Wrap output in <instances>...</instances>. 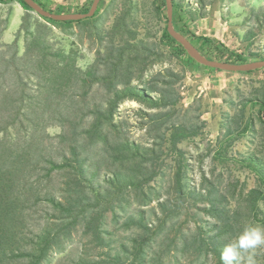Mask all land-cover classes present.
<instances>
[{
    "label": "trees",
    "instance_id": "1",
    "mask_svg": "<svg viewBox=\"0 0 264 264\" xmlns=\"http://www.w3.org/2000/svg\"><path fill=\"white\" fill-rule=\"evenodd\" d=\"M17 1L23 8L33 10L24 0ZM103 2L94 16L81 20L42 17L53 26L66 28L93 20ZM182 10L174 2L173 23L203 54L234 63L246 61L226 48L216 47L219 54L216 58L203 52L200 45L210 39L195 35L182 23ZM155 12L159 20L165 17L158 40L152 39L149 32L141 35L132 6L122 9L110 28L96 32L93 26L104 49L96 52L95 60L86 69L77 65L72 50H50L42 33L35 35L25 29L29 36L23 54H19L16 40L1 44L0 47L14 50L8 54L0 48V264H48L50 256L63 251L76 232L80 233L82 245H91L103 252L97 253L98 256L104 255L98 261L93 260L96 255L88 261L81 257L77 264H160L163 253L152 244L168 238L165 232L178 214L179 199L187 185L184 180L189 164L179 143L202 135L207 121L200 119L199 114L188 121L174 118L182 98L177 85L184 73L171 64L158 69L154 66L170 57L178 59L183 68L187 63L197 62L168 33L165 0L156 4ZM32 78L35 89L29 88ZM100 89L104 93L97 99ZM126 101L137 106L127 108L125 115L119 117L120 107ZM252 103L260 104L259 115L264 125V99ZM132 115L135 121L130 122ZM45 121L60 126L54 138L46 133ZM137 125L146 129L143 142L128 135ZM12 130L23 131L19 135L22 141L12 140ZM242 130V133L253 130L251 118ZM50 138L59 144L55 153L44 146ZM168 157L174 159V165L166 162ZM249 163L264 183V170L258 167V159L250 158ZM168 166H175L176 194L174 199L161 200V185L152 184L162 180ZM53 175L60 177L59 186L48 192ZM213 191V204H220L222 196L216 188ZM190 194L195 196L194 190ZM260 200L264 201L263 189L248 191L252 213L260 212ZM154 201L157 203L153 206ZM42 204H46L47 211L41 225L37 230L28 229L31 209ZM133 204L150 206L157 222L147 221L140 207L134 209L138 217L134 210L129 212ZM217 208H214L219 219L214 225L218 229L216 234L197 238L182 233L181 239L185 248L191 246L198 253H213L215 264H223L224 246L243 227L237 210ZM108 212L114 220L123 217L127 227L138 229L127 238L130 246L120 245L125 257L102 250L109 246V232L104 228ZM179 236L171 237L174 245ZM261 258L255 254L257 264H264Z\"/></svg>",
    "mask_w": 264,
    "mask_h": 264
},
{
    "label": "rangeland",
    "instance_id": "2",
    "mask_svg": "<svg viewBox=\"0 0 264 264\" xmlns=\"http://www.w3.org/2000/svg\"><path fill=\"white\" fill-rule=\"evenodd\" d=\"M157 1V2H156ZM183 9L181 15L183 22L197 36L208 37L210 41L200 45L201 50L212 57H218V51L226 48L236 54L242 55L245 62L264 59V0H173ZM47 10L57 13L79 12L90 7L92 0H39ZM161 0H104L101 6L107 7L105 14V29L111 27L116 16L123 9L134 8L135 19L138 29L143 36L149 32L152 39L160 37L162 27L165 25V17H160L155 12L156 4ZM93 20L78 24L73 23L70 27L53 26L34 10H27L21 6L17 0L8 3L0 2V46L1 44H12L17 41L19 54L25 52L28 40L27 31L35 35L42 33V37L49 45L50 50L63 49L73 51L76 55L77 65L86 69L96 58L98 50L103 51L104 44L97 39L93 29ZM103 28V29H104ZM213 40V41H212ZM2 51L10 54L13 47H0ZM218 60V59H217ZM220 60V59H219ZM179 71L186 70L177 62ZM155 69L159 65L154 66ZM184 69V70H183ZM236 75L227 79L223 88V102L205 104V109L209 114L202 115V101L199 90L186 79L177 85L183 99L179 101V110L174 118L180 121H188L195 115H200V119L206 120V127L203 134L191 139L183 140L179 143L185 151L186 163L189 169L186 170L187 184L182 197L179 199L180 208L177 216L169 222L166 230L168 238L157 243L153 247L159 253H163L160 264H215L213 253H198L195 247L185 248L181 239V234L195 235V237L216 234L218 229L214 227L219 223L214 208L225 206L231 210L239 212V222L242 227L249 224L264 225V201L260 200L258 206L260 212L254 214L249 209L247 201L248 191L252 188L264 190V183L260 176L252 169L249 163L250 158L258 159V167L264 170V125L261 123L259 103H252L255 100L264 99V67L252 72H228ZM226 75H230L227 74ZM33 79V80H32ZM30 79L29 88H34L35 79ZM191 86V90L188 87ZM103 90L97 92V99L103 96ZM188 99H184V98ZM191 100V101H190ZM200 105V109L198 108ZM133 101L124 102L121 107V117L129 107H136ZM197 109V110H196ZM253 121V130L242 133V129L248 119ZM239 120L234 123L233 120ZM195 122L198 120L193 119ZM130 122L135 121L132 115ZM44 129L51 137H55L60 132L57 122H44ZM16 131H10L13 141H22ZM146 129L140 125L133 126L129 131V137L138 142L146 140ZM43 138V137H41ZM44 146L50 153H55L57 147L55 139H46ZM167 163L174 165V159L168 157ZM166 174L162 180L152 185H161V200L173 198L176 194L173 186V176L176 173L175 166L165 167ZM32 179V178H31ZM171 180V181H170ZM183 181V182H184ZM60 177L53 175L51 183L48 184V192H53L59 186ZM217 189L222 196L219 204H213ZM194 190V195L190 191ZM156 201L152 205H156ZM141 208L145 211L147 221L155 220L150 206L131 205L129 212ZM157 208L158 215H161ZM47 211L46 204H42L30 211L28 226L30 230H37L42 223ZM215 215H214V214ZM134 215L138 214L134 210ZM157 219L155 220V223ZM104 228L109 232L107 239L109 246L102 249L111 255L119 253L123 257L121 244L131 245L128 237L134 235L138 229L135 226L127 227L124 218L114 220L112 213L108 212L105 219ZM176 238L175 245L171 242V237ZM80 233L76 232L68 241L65 249L54 252L50 256L48 264H77L79 258H86V261H98L104 255L101 250L91 248V245L80 243ZM172 243V244H171ZM155 245V246H154ZM103 253V252H100ZM255 254L261 258L264 254V247L256 249ZM90 257V258H89ZM264 260V257L261 258Z\"/></svg>",
    "mask_w": 264,
    "mask_h": 264
},
{
    "label": "water",
    "instance_id": "3",
    "mask_svg": "<svg viewBox=\"0 0 264 264\" xmlns=\"http://www.w3.org/2000/svg\"><path fill=\"white\" fill-rule=\"evenodd\" d=\"M35 12L40 16L52 18L59 21L81 20L94 16L99 7L101 0H92L87 12H69L57 13L44 8L36 0H24ZM167 31L168 33L182 45L186 53L197 63L229 72H249L264 67V59L249 62H228L207 57L192 43V41L181 31L177 30L173 23V0H165Z\"/></svg>",
    "mask_w": 264,
    "mask_h": 264
},
{
    "label": "crops",
    "instance_id": "4",
    "mask_svg": "<svg viewBox=\"0 0 264 264\" xmlns=\"http://www.w3.org/2000/svg\"><path fill=\"white\" fill-rule=\"evenodd\" d=\"M104 4V2H103ZM107 12V7L100 8L99 13L93 17V26L97 31L103 29L105 26V14ZM205 36V35H204ZM174 63V65L179 62L175 57H170L168 60L164 62L156 63L161 66H166L168 64ZM180 63V62H179ZM155 64V65H156ZM176 70H179L178 66H174ZM183 68V67H182ZM186 70V79L193 86V89H197L201 95L202 101V115L205 119H209L205 115L209 114V111L205 109V104L223 102V88L225 86V81L230 78H234L236 75L232 73H228L229 71L224 70H216L212 68H206L197 63H187L184 68ZM230 74V75H226ZM191 86L188 87V90H191ZM184 97V96H183ZM183 97L181 99H183ZM188 99V98H184ZM191 101V100H190Z\"/></svg>",
    "mask_w": 264,
    "mask_h": 264
},
{
    "label": "clouds",
    "instance_id": "5",
    "mask_svg": "<svg viewBox=\"0 0 264 264\" xmlns=\"http://www.w3.org/2000/svg\"><path fill=\"white\" fill-rule=\"evenodd\" d=\"M264 247V225L249 224L230 242L222 252L223 264H257L256 249Z\"/></svg>",
    "mask_w": 264,
    "mask_h": 264
}]
</instances>
